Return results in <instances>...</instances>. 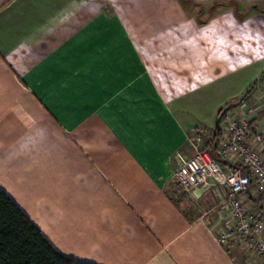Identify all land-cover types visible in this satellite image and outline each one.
<instances>
[{"label":"crops","instance_id":"crops-1","mask_svg":"<svg viewBox=\"0 0 264 264\" xmlns=\"http://www.w3.org/2000/svg\"><path fill=\"white\" fill-rule=\"evenodd\" d=\"M224 108L264 133V0H0V187L74 260L264 264L178 175Z\"/></svg>","mask_w":264,"mask_h":264},{"label":"built area","instance_id":"built-area-1","mask_svg":"<svg viewBox=\"0 0 264 264\" xmlns=\"http://www.w3.org/2000/svg\"><path fill=\"white\" fill-rule=\"evenodd\" d=\"M196 138L191 139L192 155L176 154L181 181L189 188L208 186L222 193L220 241L241 246L253 259L264 257V209L252 203L260 196L264 205V149L252 143L254 138L264 143V133L253 134L249 122L240 120L222 131L213 149Z\"/></svg>","mask_w":264,"mask_h":264},{"label":"trees","instance_id":"trees-1","mask_svg":"<svg viewBox=\"0 0 264 264\" xmlns=\"http://www.w3.org/2000/svg\"><path fill=\"white\" fill-rule=\"evenodd\" d=\"M0 264H87L63 254L0 187Z\"/></svg>","mask_w":264,"mask_h":264},{"label":"rangeland","instance_id":"rangeland-1","mask_svg":"<svg viewBox=\"0 0 264 264\" xmlns=\"http://www.w3.org/2000/svg\"><path fill=\"white\" fill-rule=\"evenodd\" d=\"M232 120L233 119H231V118H227L228 124H231ZM229 126L230 125H226L225 123H222V121L217 126L216 122H215V127H213L212 130H210L208 132L204 131V129L203 130H197L193 134H191L190 139L197 137L196 138L197 142L202 143L204 145V147H206V148L213 149L214 146H216V145H214L216 143V140H218L219 138H222V131L226 130ZM199 134L203 135L202 139L200 137H198ZM217 148L218 147H216V149ZM213 154L215 157L219 158L220 154L217 151L213 152ZM174 186L179 187V189L183 188L181 183H180V180L177 181V183H175ZM253 200L255 201V203L257 204V206L259 208L263 207V209H264V205H263V202H262L260 196H257V198H255ZM244 253H245V255H247L246 252H244Z\"/></svg>","mask_w":264,"mask_h":264},{"label":"water","instance_id":"water-1","mask_svg":"<svg viewBox=\"0 0 264 264\" xmlns=\"http://www.w3.org/2000/svg\"><path fill=\"white\" fill-rule=\"evenodd\" d=\"M226 110H227V108H224V109L222 110V112H221L219 118H218L217 121H216V125H217V126L219 125V123H220L222 117L224 116Z\"/></svg>","mask_w":264,"mask_h":264}]
</instances>
